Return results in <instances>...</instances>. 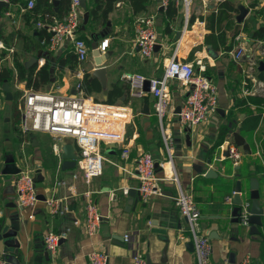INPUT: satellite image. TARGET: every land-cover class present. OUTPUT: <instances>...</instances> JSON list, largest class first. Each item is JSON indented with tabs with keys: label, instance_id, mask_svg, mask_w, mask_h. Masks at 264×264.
Listing matches in <instances>:
<instances>
[{
	"label": "crops",
	"instance_id": "1",
	"mask_svg": "<svg viewBox=\"0 0 264 264\" xmlns=\"http://www.w3.org/2000/svg\"><path fill=\"white\" fill-rule=\"evenodd\" d=\"M29 1L19 0L16 4L11 0L10 7L2 10L0 18V43L5 48L0 49V66L10 75L13 94V100L8 101L2 82L0 214L18 232L21 264H89L88 255L94 251L107 253L108 264H132L137 251L145 257L150 255L153 264H198L195 252L187 248L192 243L188 224L174 201L178 195L176 184H162V196L150 198L147 203L138 200L137 206H131L134 200L125 193V190L137 191L139 186L136 163L140 155L150 153L157 163L168 157L154 115L155 99L150 92H144L138 77L146 81L161 78L177 48L180 61L204 59L206 75L219 89L218 114L207 124L188 132L178 117H166L181 187L193 194L201 213L203 232L209 239L213 237L209 264H228L233 251L235 264H243L247 257L252 264H264V224L252 230V225L233 223L235 205L225 203L238 181L243 202L252 203L250 181L257 179L264 205V82L259 78L264 73L259 70L264 63V41L254 38V33L264 27V0H194L188 22L183 4L174 0L167 5L164 0H115L110 4L112 10L104 23L93 20L90 14L97 6L95 0H86L89 22L85 25L83 20L81 32L77 34L89 49L83 63L71 58L75 54L73 41L67 45V39L57 52L42 45L46 37L41 36L44 30L37 26L42 19L34 16L35 8L27 9ZM34 1L37 5L38 0ZM54 1L50 0L56 11L69 10L71 0H57V6ZM171 3L174 9L169 8ZM108 4V0H101L100 12ZM240 6L249 11L242 21L238 20ZM150 16L156 20L158 44L153 56L144 58L135 46L133 23ZM186 29L188 32L184 34ZM106 40L109 46L103 52L100 47ZM96 47L102 55L110 54L101 66L97 65ZM240 49L244 50V55L237 61L235 54ZM15 58L27 71L35 64L38 71L49 62L54 68L53 77L50 68L52 84L39 91L28 89L27 83L18 79ZM33 59H38V63H33ZM100 67L106 71V87L94 77ZM79 72L81 78L77 77ZM85 79L92 81L97 89L91 94L84 91L88 97L108 105L128 107L135 113L132 123L125 127L123 145H102L106 158L103 171L91 181L82 175L81 163L77 164L78 169H63L64 161L60 158L63 145L73 144L78 154L74 139L41 132L24 134L20 129L26 94L36 91L61 97L75 95L77 85H83ZM187 94V89L178 81L172 83L175 109L184 103ZM259 114L262 118L254 133L243 136L241 131H251L250 116ZM188 134L190 147L186 140ZM229 145L236 146L243 155L237 166L225 157ZM124 147L130 149L128 160L122 158ZM7 155H12L22 170L42 179L36 185L38 197L57 200L63 209L68 207L69 212L63 216L53 214L47 201L40 200L35 207L21 209L16 189L18 176L2 173ZM38 169H41L39 173ZM210 170L216 174L207 178ZM59 181L65 185L57 186ZM87 193L102 216L101 228L94 237H89L86 230ZM154 218L159 219L161 227H167L169 242L152 232ZM50 232L66 234L53 257L47 256L44 242ZM127 234L133 237L131 246L121 240ZM3 249L0 242L1 255Z\"/></svg>",
	"mask_w": 264,
	"mask_h": 264
},
{
	"label": "built area",
	"instance_id": "2",
	"mask_svg": "<svg viewBox=\"0 0 264 264\" xmlns=\"http://www.w3.org/2000/svg\"><path fill=\"white\" fill-rule=\"evenodd\" d=\"M10 3L11 0H1ZM170 0H164L167 5ZM177 4L182 3L187 22L189 11L194 0H174ZM36 4L30 0L27 4L28 10H33ZM84 12L80 0H71L69 10L62 20L52 18L47 24V19L37 23L39 30H46L48 37L42 41L49 51L57 52L63 43L72 38L74 51L80 63L87 60L89 49L85 41L77 38V34L83 25ZM135 33V46L140 49L144 58L153 56L155 47L158 44L156 31V20L154 16L141 17L133 23ZM188 31L185 30L184 34ZM181 42V41H180ZM109 41L106 40L101 45V50L106 51ZM0 49H5L0 43ZM178 51V48H177ZM177 51L167 64L161 78L150 80V93L155 99L154 115L158 120L165 149L168 152L167 159L158 162L150 153H143L136 163V177L139 181L137 187L138 197L143 203H147L150 198L163 195L162 184L174 183L178 187V195L174 201L179 208L181 215L187 220L190 238L194 244L198 264H209L213 254L211 240L203 232L200 219L201 213L194 199L193 194L184 191L181 187L179 175L173 162L171 136L166 128L164 120L168 115L178 117L179 123L186 130L207 124L211 118L218 114L219 110V89L217 85L206 75L207 66L204 59L196 57L191 62H183L178 58ZM244 55V50L240 49L235 54L238 61ZM81 78L82 73H77ZM144 83L147 79L138 77ZM178 81L182 87L188 91L184 103L181 105L179 114H175V106L172 98V83ZM24 119L21 121L20 129L22 133L41 132L57 135L59 138H72L76 142L79 160L81 163L82 175L87 181H91L94 176L101 174L106 161L102 152L103 144L123 145L125 143V127L132 123L134 111L128 107L108 105L98 102L88 97L83 90V85H77L75 95L66 97L58 96L52 92L30 91L24 97ZM130 149L123 148L122 158L128 160ZM243 155L234 145H229L226 149V158L231 159L237 166ZM1 164V158H0ZM34 176L22 170L17 180L18 206L23 209L35 207L39 202ZM57 186L65 185L59 181ZM128 194L129 191L125 190ZM236 191H233L225 198L227 205H233ZM241 195V193H240ZM86 206V230L89 237L97 235L101 228L102 216L97 205L89 193ZM47 201V199H46ZM53 214L63 216L69 212L68 207L59 205L57 200L47 201ZM251 203L243 202L240 206L239 221L243 226H249ZM66 236L65 233H47L44 242L47 252L53 257L59 248V243ZM124 243L133 245V237L129 234L123 237ZM89 264H108L107 253L94 251L88 255ZM0 264H7L5 258L0 254ZM132 264H147L145 255L135 252ZM243 264H252L250 257L244 259Z\"/></svg>",
	"mask_w": 264,
	"mask_h": 264
},
{
	"label": "water",
	"instance_id": "3",
	"mask_svg": "<svg viewBox=\"0 0 264 264\" xmlns=\"http://www.w3.org/2000/svg\"><path fill=\"white\" fill-rule=\"evenodd\" d=\"M80 1H81L82 10L85 12V14L83 16V20H84V24L86 25L89 22V12L87 11V3H86V0H80ZM54 4H55V6H57L58 1L55 0ZM9 7H10V5L8 3H5V2L0 0V18H1L2 10L5 8H9ZM239 10H240V15H239L238 20L242 21L247 16L249 11L244 6H240ZM84 29H85V27L82 28V30H84ZM71 41H72V38L68 37L67 45ZM137 50L139 51L140 49L138 48ZM95 55L99 57L97 65L101 66L103 63H105V61L107 60V58L110 54L102 55L101 52L96 47ZM32 62L38 63V59H33ZM259 70L264 71V63H262L260 65ZM53 75H54V68H51V77H53ZM94 77L100 80L103 87H106L107 77H106L105 68H103V67L98 68L94 73ZM9 79H10V75H9L8 71L6 69H4L3 73H2V80H3L2 90L6 94L7 100L12 101L13 100V94H12V88H11ZM51 84H52V81H51L50 85ZM150 86H151V82L145 81L143 83L144 92L149 93L150 92ZM180 111H181V106H178L176 108L175 114H179ZM187 131L190 132V130H187ZM186 140H187L188 147H190L191 146L190 134L187 135ZM225 157H226V153H225ZM60 158H61V160L64 161L63 162V169L64 170L75 168L78 164L77 161L79 160L75 146L73 144H69V143L63 145L62 154H61ZM4 165L5 166H4V169L2 171L3 175L15 177V176H19L20 173L22 172V168L18 167L16 165V161L12 155L6 156ZM158 166H159V164L156 163V168H158ZM40 171H41V169H38L37 173H39ZM215 174L216 173L214 171L210 170V171H208L206 176H207V178H211L212 175H215ZM41 180L42 179H38L37 177L34 178V181H35L34 186L36 187L37 183L40 182ZM16 186H17V182H16ZM250 187H251L250 200L252 203H251V208H250L251 217L249 219V223H250V225H252V230H255L256 227H258V226L261 227L264 224V222H263L264 221V205H263V201H262V195L260 193V182H259V180L251 179ZM235 191L237 192V195H235L234 200H233V204L235 205V207L233 208V211H232V217H233L232 222L233 223H239L240 206L243 203V197L240 195V193H242L241 182H239V181L237 182L236 187H235ZM129 196L134 200V202L132 203L133 205H131V206H137L138 200L141 201L140 198L138 197V193H137L136 189L131 190L129 192ZM137 197H138V199H137ZM38 199L40 201H44V202L46 201L44 196H39ZM21 209H23V208H21ZM185 221L187 222L186 219H185ZM151 226L153 228L152 229L153 233H157V234L161 235L165 239L166 242H169V239L166 237L167 227H161L159 219L154 218V221H151ZM210 239H213V237H210ZM121 240L124 242L123 238ZM0 242H2L3 247H4L2 256L5 258L7 264H21L20 259L18 258L19 251L21 249V244H20V241L18 240V232L7 224V220H6V218H4L3 214H0ZM63 242H64V239H62L59 244L61 245ZM187 248L190 252H194V244L193 243H189L187 245ZM167 249H168V247L164 250V253H163L164 259L167 256ZM47 256L51 257V254L49 252H47ZM146 259H147V264H153L150 255H147ZM228 264H235V252L234 251L229 256Z\"/></svg>",
	"mask_w": 264,
	"mask_h": 264
},
{
	"label": "trees",
	"instance_id": "4",
	"mask_svg": "<svg viewBox=\"0 0 264 264\" xmlns=\"http://www.w3.org/2000/svg\"><path fill=\"white\" fill-rule=\"evenodd\" d=\"M100 1L101 0H95L97 6L94 9H92L90 14L93 17V20H102L104 23V21L107 20L109 12H111V10H112V6L110 4H112L115 0H108L109 4L101 12H100L101 7L99 6ZM18 2H19V0H13V3L17 4ZM69 2H70V0H69ZM172 6L173 5L171 3V5H169V8L172 9L173 8ZM66 12H68V11L67 10L56 11L53 3L50 2V0H38V4L35 6L33 14L36 18L38 17V18H41L42 20L47 19L46 20L47 24H49L51 22V19L54 17L57 19L63 18L65 16V14H67ZM80 32H81V30L78 33H80ZM41 36L47 38L48 34L44 30L41 32ZM254 38L264 41V27L260 28L259 30H257L254 33ZM39 58H42V54L40 55ZM71 58L75 59V58H77V56L74 54ZM50 68H51V64L49 62H47L38 71H37V64H35L34 67H32L30 70L27 71L26 68L24 67V65H22L18 61V59L15 58V69L18 73V79H19V81H25L27 83L28 89H33L36 91H39L41 89H45L50 83ZM2 71L3 70L0 66V85L3 82L2 78H1ZM259 78H260V80H262L264 82V73H261ZM83 89L87 94H91L92 91L97 90L94 83L92 81H90L89 79H85V81L83 83ZM98 92H101L100 89H98ZM263 102H264V100H263ZM261 118H262V114L251 115L249 118L250 123H251V131L250 132L241 131V134L243 136L250 135V134L252 135L254 133V131L256 130L257 126L259 125ZM249 142H251L250 144H252V138L249 139Z\"/></svg>",
	"mask_w": 264,
	"mask_h": 264
},
{
	"label": "rangeland",
	"instance_id": "5",
	"mask_svg": "<svg viewBox=\"0 0 264 264\" xmlns=\"http://www.w3.org/2000/svg\"><path fill=\"white\" fill-rule=\"evenodd\" d=\"M174 101H176V100H174ZM176 103H177V102H176ZM173 105L176 106L175 102L173 103ZM168 117H169V115H168ZM164 123H165V125H166V127H167V126H168V118H166V119L164 120ZM103 155L105 156V150H103ZM76 168L78 169L79 166L76 167Z\"/></svg>",
	"mask_w": 264,
	"mask_h": 264
},
{
	"label": "bare ground",
	"instance_id": "6",
	"mask_svg": "<svg viewBox=\"0 0 264 264\" xmlns=\"http://www.w3.org/2000/svg\"><path fill=\"white\" fill-rule=\"evenodd\" d=\"M185 39H186V38H185ZM185 39H184V40H185Z\"/></svg>",
	"mask_w": 264,
	"mask_h": 264
}]
</instances>
